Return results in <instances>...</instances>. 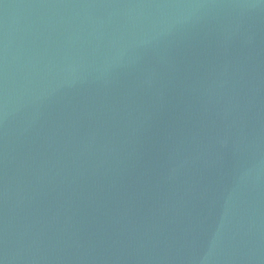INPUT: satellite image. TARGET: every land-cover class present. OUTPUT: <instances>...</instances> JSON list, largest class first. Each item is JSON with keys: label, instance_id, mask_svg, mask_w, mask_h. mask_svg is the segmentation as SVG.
Segmentation results:
<instances>
[{"label": "water", "instance_id": "95a60500", "mask_svg": "<svg viewBox=\"0 0 264 264\" xmlns=\"http://www.w3.org/2000/svg\"><path fill=\"white\" fill-rule=\"evenodd\" d=\"M264 180V0H0V264H153Z\"/></svg>", "mask_w": 264, "mask_h": 264}]
</instances>
